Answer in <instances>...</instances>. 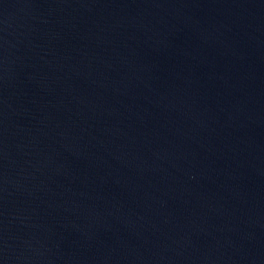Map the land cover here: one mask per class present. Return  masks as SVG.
I'll return each mask as SVG.
<instances>
[{
  "label": "water",
  "instance_id": "95a60500",
  "mask_svg": "<svg viewBox=\"0 0 264 264\" xmlns=\"http://www.w3.org/2000/svg\"><path fill=\"white\" fill-rule=\"evenodd\" d=\"M0 264H264V0H0Z\"/></svg>",
  "mask_w": 264,
  "mask_h": 264
}]
</instances>
